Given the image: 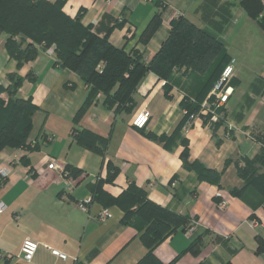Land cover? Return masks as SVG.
<instances>
[{"label": "crops", "instance_id": "obj_1", "mask_svg": "<svg viewBox=\"0 0 264 264\" xmlns=\"http://www.w3.org/2000/svg\"><path fill=\"white\" fill-rule=\"evenodd\" d=\"M238 3L65 0L62 11L71 19L80 15L82 25L93 34L107 36L113 47L136 55L144 64L160 50L178 17L220 40L230 59L236 61L235 45L244 42L259 44L264 55V34ZM157 14L160 24L144 44L140 36ZM244 26H250L249 34ZM5 38L0 35V86L7 88L10 74L24 78L16 97L30 100L38 111L28 146L0 151V166L10 170L0 183V264H28L20 254L24 239L39 245L29 264H137L147 250L132 227L120 225L123 209L112 203L130 183L144 190L152 203L188 220L187 228L154 249L160 263L180 256L176 264H264V253L256 254L255 238L264 237V214L234 194L242 186L238 167L264 149V62L234 65L230 96L218 110L223 119L214 124L207 118L189 121L182 103L209 101L212 81L208 72L184 68H174L167 80L146 73L129 112L109 109L98 94L75 119L87 97L82 80L54 65L55 55L49 50L17 67L4 49ZM144 109L150 120L139 130L131 122ZM82 130L108 140L103 156L74 141V134ZM51 162L81 174L62 177L47 168ZM107 162L118 169L111 182L106 181ZM192 164L214 171L217 183L200 180L188 168ZM85 199H91L86 212L78 208ZM251 221L257 227H250ZM197 238L202 240L200 252L185 253ZM47 247L64 253L67 261L54 258Z\"/></svg>", "mask_w": 264, "mask_h": 264}, {"label": "trees", "instance_id": "obj_2", "mask_svg": "<svg viewBox=\"0 0 264 264\" xmlns=\"http://www.w3.org/2000/svg\"><path fill=\"white\" fill-rule=\"evenodd\" d=\"M65 0L54 3L45 0H0V35H6L4 49L17 63V67L36 59L40 51L51 48L55 55L54 65L75 73L87 88V97L75 116L81 117L94 103L98 94L105 97L104 103L116 113L129 112L133 107V94L141 79L150 72L161 80H167L174 68L185 69L199 74L210 75L211 89L216 83L230 57L223 43L198 28L186 19L178 17L172 21L171 31L160 50L148 63L122 49L113 47L107 36L100 38L81 23V16L71 19L62 11ZM239 7L254 21L264 34V4L262 0H239ZM160 24V16H153L140 36L142 43L148 42ZM30 77V74L27 75ZM10 84L6 89L0 86V95L6 93L7 101L0 98V151L4 148L21 149L27 147V140L33 129V116L38 111L30 100L16 97L24 78L8 75ZM165 87V86H164ZM210 89V91H211ZM186 114L199 112L201 103H182ZM74 141L84 149L100 156L108 145V140L82 130L74 134ZM185 158V153L182 155ZM193 170L202 181L217 183L218 175L204 167L192 164ZM72 177L81 174L78 169L64 167ZM264 149L253 160H245L238 167L242 186L234 191L254 210L264 207ZM106 181L111 182L118 169L106 163ZM100 186L98 185V189ZM113 204L123 209L120 225L132 227L146 255L137 264H162L154 256V249L180 228L188 227V220L162 208L147 199L144 190L130 183ZM253 217V215H252ZM256 254L264 253V238L256 236ZM202 247L197 238L187 247L186 252L197 255ZM180 256L168 264H176Z\"/></svg>", "mask_w": 264, "mask_h": 264}, {"label": "built area", "instance_id": "obj_3", "mask_svg": "<svg viewBox=\"0 0 264 264\" xmlns=\"http://www.w3.org/2000/svg\"><path fill=\"white\" fill-rule=\"evenodd\" d=\"M144 1H150V0H144ZM53 49L51 48L49 52H52ZM235 59H230L227 65L223 68L219 78L217 79L216 83L212 87L210 91V99L209 101H206L202 103L199 112L192 114L189 116V121L193 119H201V118H207L211 124L217 123L219 120L223 119L222 115L218 113V110L224 106V104L227 102L231 89L229 88V83L231 78L234 76V65H235ZM150 120V113L146 109L141 110L137 112L131 122V125L139 130H144L146 126L148 125V122ZM47 140H51V138H47ZM48 169H54L57 170L62 177H68V173L62 168L61 166L57 165L56 163H49L47 166ZM8 167L0 166V183H3L5 179L8 177L9 174ZM28 180V179H27ZM30 181V180H29ZM91 203V199H85L81 203L78 204V208L82 211H87V205ZM3 208L2 203H0V208ZM107 216V211H102L100 218L103 220ZM250 227L254 228L257 227L256 221H251L249 224ZM39 245L37 242L31 240V239H24L22 241L21 247H20V254L23 261L26 263H31L32 259L34 258V255L38 249ZM49 253L59 261L65 262L67 261L68 257L56 250L51 248H46Z\"/></svg>", "mask_w": 264, "mask_h": 264}, {"label": "rangeland", "instance_id": "obj_4", "mask_svg": "<svg viewBox=\"0 0 264 264\" xmlns=\"http://www.w3.org/2000/svg\"><path fill=\"white\" fill-rule=\"evenodd\" d=\"M256 26H257V24H256ZM250 29H251L250 26H244L243 27V31H248V34L250 32ZM1 35H4V34H1ZM4 36L6 37V35H4ZM238 43H240V41H238ZM234 50H235V52L237 54L235 65H238L239 67L240 66L244 67V64H242V63H246V62H250V64L247 63V64H249V66L251 65V62H255V63L264 62V55L261 53V48H260L259 44L258 45H251V43L244 42L242 45H235V49ZM255 68L257 69L258 67L255 66ZM3 101H4L3 103L5 105V103L7 101V96H6V99L3 100ZM43 141H45L44 137L41 138V142H43ZM260 171H264V169H261ZM256 210H261L263 212V214H264V207L260 206ZM263 223H264V221H263ZM263 230H264V227H263ZM262 238H264V237H262Z\"/></svg>", "mask_w": 264, "mask_h": 264}]
</instances>
